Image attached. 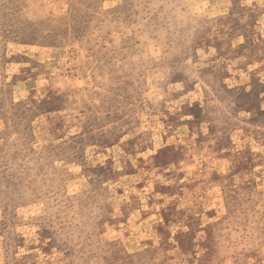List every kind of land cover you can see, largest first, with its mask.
I'll use <instances>...</instances> for the list:
<instances>
[{
	"label": "rangeland",
	"instance_id": "obj_1",
	"mask_svg": "<svg viewBox=\"0 0 264 264\" xmlns=\"http://www.w3.org/2000/svg\"><path fill=\"white\" fill-rule=\"evenodd\" d=\"M0 264H264V0H0Z\"/></svg>",
	"mask_w": 264,
	"mask_h": 264
}]
</instances>
